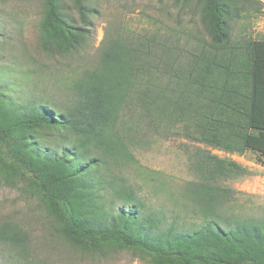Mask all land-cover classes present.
<instances>
[{
    "label": "trees",
    "instance_id": "1",
    "mask_svg": "<svg viewBox=\"0 0 264 264\" xmlns=\"http://www.w3.org/2000/svg\"><path fill=\"white\" fill-rule=\"evenodd\" d=\"M42 1L45 52L68 55L89 44L88 0ZM196 1L208 40L186 54L161 34L118 29L60 106L20 103L0 84V176L38 195L75 250L105 258L134 250L150 264H264V219L227 210L234 191L222 182L246 174L239 164L200 148L191 154V225L152 211L123 177L135 149L176 128L227 153L253 151L264 165V40L232 35L233 21L264 0ZM0 243L27 258V234L14 223L0 224Z\"/></svg>",
    "mask_w": 264,
    "mask_h": 264
},
{
    "label": "rangeland",
    "instance_id": "2",
    "mask_svg": "<svg viewBox=\"0 0 264 264\" xmlns=\"http://www.w3.org/2000/svg\"><path fill=\"white\" fill-rule=\"evenodd\" d=\"M42 0H0V84L20 103L32 99L60 106L68 102L73 82L99 61L102 42L116 30L157 33L170 38L186 54L208 40L196 0H88L94 37L78 52H45L40 44ZM79 25V16L68 2ZM235 41L264 40V3L252 2L232 23ZM176 134L154 137L150 146L135 149L137 162L123 177L152 211L169 220L198 223L188 209L184 188L195 180L190 156L199 148L234 161L246 174L222 184L234 191L227 210L240 218L264 219V165L253 151L231 154ZM14 223L27 234V258L15 247L0 243V264H150L148 256L134 250L114 251L108 257L91 256L70 247L58 234L41 198L22 186H12L0 176V224ZM189 222V223H188Z\"/></svg>",
    "mask_w": 264,
    "mask_h": 264
}]
</instances>
